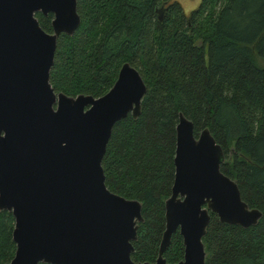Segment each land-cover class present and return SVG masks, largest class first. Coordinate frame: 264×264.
Returning <instances> with one entry per match:
<instances>
[{
	"label": "trees",
	"instance_id": "trees-1",
	"mask_svg": "<svg viewBox=\"0 0 264 264\" xmlns=\"http://www.w3.org/2000/svg\"><path fill=\"white\" fill-rule=\"evenodd\" d=\"M76 11V29L56 39L48 73L53 89L98 96L123 61L146 86L137 116L112 124L101 158L107 188L141 203L130 258L156 256L180 111L194 135L209 129L227 159L220 169L261 211L246 227L209 212L205 264H264V0H199L187 13L177 0H76ZM35 15L50 31L51 13ZM12 222L10 211L0 209V264L13 254ZM182 254L176 229L162 255L174 262Z\"/></svg>",
	"mask_w": 264,
	"mask_h": 264
},
{
	"label": "water",
	"instance_id": "water-1",
	"mask_svg": "<svg viewBox=\"0 0 264 264\" xmlns=\"http://www.w3.org/2000/svg\"><path fill=\"white\" fill-rule=\"evenodd\" d=\"M36 12L51 13L50 31ZM79 19L76 0H0V209L12 215L14 243L1 264H205L209 212L246 227L261 211L220 169L227 159L209 129L194 135L179 111L157 253L130 258L141 203L107 188L101 158L112 124L137 116L146 86L123 61L98 96L55 91L48 73L57 36L72 34ZM176 229L183 254L169 262L162 252Z\"/></svg>",
	"mask_w": 264,
	"mask_h": 264
},
{
	"label": "rangeland",
	"instance_id": "rangeland-1",
	"mask_svg": "<svg viewBox=\"0 0 264 264\" xmlns=\"http://www.w3.org/2000/svg\"><path fill=\"white\" fill-rule=\"evenodd\" d=\"M185 13L194 8L199 0H177Z\"/></svg>",
	"mask_w": 264,
	"mask_h": 264
},
{
	"label": "flooded vegetation",
	"instance_id": "flooded-vegetation-1",
	"mask_svg": "<svg viewBox=\"0 0 264 264\" xmlns=\"http://www.w3.org/2000/svg\"><path fill=\"white\" fill-rule=\"evenodd\" d=\"M159 15V14H158Z\"/></svg>",
	"mask_w": 264,
	"mask_h": 264
}]
</instances>
